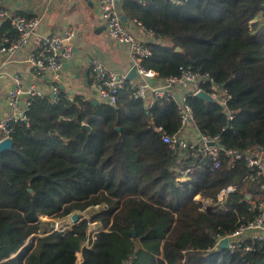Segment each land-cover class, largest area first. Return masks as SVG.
<instances>
[{"label":"trees","instance_id":"16d2710c","mask_svg":"<svg viewBox=\"0 0 264 264\" xmlns=\"http://www.w3.org/2000/svg\"><path fill=\"white\" fill-rule=\"evenodd\" d=\"M125 10L154 33L142 65L156 82L190 68L230 95L226 108L187 96L199 134L227 149L264 148V0H129ZM14 34L9 21L0 25V40ZM179 105L148 108L128 88L116 104L65 91L56 102L33 98L27 119L12 123V148L0 151V264H264V244L252 238L249 250L219 246L258 214L264 176L249 181L243 162L212 168L171 149L157 129L182 132ZM229 186L237 190L219 201ZM96 206L66 233L40 218ZM91 222L101 226L93 239Z\"/></svg>","mask_w":264,"mask_h":264},{"label":"built area","instance_id":"2783aa9c","mask_svg":"<svg viewBox=\"0 0 264 264\" xmlns=\"http://www.w3.org/2000/svg\"><path fill=\"white\" fill-rule=\"evenodd\" d=\"M136 1L140 5L146 6L151 0ZM165 1L175 5H180L183 2V0ZM98 2L108 34L128 47L132 70L135 69L136 76L132 79H128V76H119L109 72L102 62L96 59L92 60L91 74L97 80V98L116 104L120 92L128 88L135 99L146 101L147 107L151 108L158 99H177L173 91L175 88L184 89L186 93L179 100L182 132L170 135L162 127L158 128L157 131L161 134L163 142L168 144L171 149L185 151L191 157L198 158L203 162L211 161L212 168H218L223 158L227 159L232 166L243 162L249 168L246 177L249 181L263 177L264 148L262 146L246 150L227 149L222 145L220 136L201 135L193 126L192 109L186 100L188 95H197L201 91L205 92L226 108L230 98L228 92H221L210 74L194 72L190 68L183 69L179 77L171 76L159 81L158 84H153L151 79L155 78L157 74L145 69L142 65L143 60L151 56V50L147 43L138 39L126 28L118 8V0H98ZM3 21L10 22L15 34L11 37L5 36L0 40V52L2 53L19 52L29 43L39 25L37 17L27 18L0 8V22ZM74 35L73 30H68L64 35L45 38L40 49L33 52L28 59L37 73H51L50 97L53 102L58 101L62 95L63 68L64 63L72 56V47L69 42ZM14 83L15 85L9 92L7 99L10 115L0 120V141L11 137L13 122L27 119L26 112L33 98L47 96L34 86L25 88L19 76L14 78ZM23 96H25L24 101L22 100ZM230 117L232 118V116ZM189 172H191L190 169L186 171V173ZM184 180L187 179H180L181 182ZM261 188L264 189V184L261 185ZM236 190L234 186L222 189L218 194V200L223 201ZM194 199L202 202L200 196H196ZM207 207L208 203H204L203 208L207 209ZM253 208L258 209V214L251 220L241 222L228 236L222 237L219 244L223 239L228 238V249L231 251L240 248L249 250L250 246L247 242L250 238L264 244V202H254ZM248 232L253 235L246 237ZM89 244V240H87L85 245L89 247Z\"/></svg>","mask_w":264,"mask_h":264},{"label":"crops","instance_id":"0c3cea01","mask_svg":"<svg viewBox=\"0 0 264 264\" xmlns=\"http://www.w3.org/2000/svg\"><path fill=\"white\" fill-rule=\"evenodd\" d=\"M127 1L118 0L126 28L141 41L150 42L154 33L129 15L125 10ZM0 8L27 18L39 19L35 34L24 48L16 53L0 52V120L10 115L7 99L15 85L16 76L22 79L25 88L34 86L38 91L51 96V73H37L28 61L47 37L64 35L68 30L75 33L69 42L72 56L64 63L61 83L69 98L81 96L98 100L97 80L91 74V61L94 59L102 62L109 72L119 76H129L132 72L129 49L108 34L98 0H0ZM4 22H0V25ZM151 82L158 84L159 81L153 78ZM173 91L178 100L186 93V90L180 88ZM24 99L25 96L22 97ZM252 235L248 232L245 236ZM37 237L33 236L31 241Z\"/></svg>","mask_w":264,"mask_h":264},{"label":"rangeland","instance_id":"374dc122","mask_svg":"<svg viewBox=\"0 0 264 264\" xmlns=\"http://www.w3.org/2000/svg\"><path fill=\"white\" fill-rule=\"evenodd\" d=\"M182 182H187V180H184ZM101 210H102L101 206H96V207H92L90 209H87L84 212L77 211L78 213H80L79 222H81L85 219L90 220L96 214L97 211H101ZM77 212H75V213H77ZM72 215H70L66 218H62V219L61 218H54V217L51 218L48 216H41L40 218L45 222H52L54 224V230H58V231L66 233V232H69L70 230H72V228L78 224V222L75 223L72 220ZM100 231H101V226L98 223H96V222L89 223V230H88L89 239H92L95 236L94 234H96ZM33 236H38V235H32L29 238V240L27 241V244L31 241V238ZM78 258H79V261H81V253H78Z\"/></svg>","mask_w":264,"mask_h":264},{"label":"water","instance_id":"95a60500","mask_svg":"<svg viewBox=\"0 0 264 264\" xmlns=\"http://www.w3.org/2000/svg\"><path fill=\"white\" fill-rule=\"evenodd\" d=\"M153 40V39H152ZM177 50H181L180 48H178ZM136 76V72H135V69L132 70L131 74L128 76V79H132L133 77ZM197 96L209 101V102H216L215 99H213L212 97H210L208 94H206L205 92H199L197 94ZM84 128H88L87 125H84ZM12 144H13V140H12V137L10 138H7V139H4V140H1L0 141V151H3V150H8V149H11L12 148ZM249 199L251 198L250 196H247ZM79 217H80V213H74L72 215V220L75 222V223H80L79 222ZM133 235H135V232L132 231ZM219 246L221 248H228L229 247V239L228 238H225L221 241V243L219 244Z\"/></svg>","mask_w":264,"mask_h":264}]
</instances>
